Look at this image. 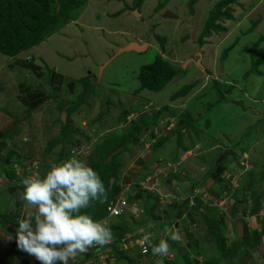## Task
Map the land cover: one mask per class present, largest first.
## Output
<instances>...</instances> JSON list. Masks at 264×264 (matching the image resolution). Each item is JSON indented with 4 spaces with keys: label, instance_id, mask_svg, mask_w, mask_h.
Here are the masks:
<instances>
[{
    "label": "crops",
    "instance_id": "1",
    "mask_svg": "<svg viewBox=\"0 0 264 264\" xmlns=\"http://www.w3.org/2000/svg\"><path fill=\"white\" fill-rule=\"evenodd\" d=\"M134 14L138 16L137 13ZM122 17L120 15L119 18ZM68 26L54 32L38 46H48L46 43L57 37L64 47L71 46L69 43L71 36L67 37L68 32H66ZM111 30L108 27L104 32L110 35L117 34L115 29ZM121 31L123 30L118 32ZM74 36L79 39L82 32ZM137 41L128 40L120 46L117 45L116 48ZM36 46L14 56L0 53V219L5 223L11 222L3 227L0 221V264H39L34 257L18 249L15 241L18 220L25 215L23 181L37 174L36 170L25 164V160L30 159L32 154L38 153L35 142L38 144L42 138L43 130L39 121L43 112L49 111L52 117H55L65 111V106L58 101H56L58 103V111H56L54 94L62 93L70 101L77 94L80 96L76 102L67 107L72 113H66V123L80 106L86 105L84 101H87L91 95L90 90L88 92L86 89L87 86L86 90L82 91V85H79L78 80H67L58 69L52 68V70L42 66V63H47L45 59L48 55L63 61L64 55L59 57V49L49 51L48 54L43 51L34 53L33 49ZM91 76L92 73H89L86 80ZM151 93H159V91ZM146 102L149 104L146 105ZM226 102L227 106L231 102L234 104L233 99L230 98L221 103ZM174 103L176 102H171L169 99L167 103L156 104L146 98L142 104L143 108L152 105L148 110L151 114H146L147 116H153L154 108L159 107L158 109L163 112L158 113L162 115L160 120L173 118L177 124L169 131L167 137L152 145L150 150L147 148L148 144L143 142L147 138L145 133L141 132L139 136L135 133L129 149L120 155L123 157L119 172L120 185L115 187L114 194L118 196L123 188H128L126 193L128 210L120 219L129 225L131 230H127L120 238H113L112 245L117 244L124 237L134 242L145 234H150L155 244H158L160 239H167L174 259L171 262L163 259V264H186L189 260L194 264H203L206 260L215 259L222 243L226 247L235 245L241 251L249 250L250 255L254 256L256 251L264 250V220L259 219L258 216L264 204V131H261L258 134L260 137L246 147L241 141L232 142L233 135L223 134L222 142H218L209 139L208 132H201L196 128L194 122L199 116L196 113L198 102L192 101L189 97L184 102ZM54 110L56 112L52 114ZM225 110L230 112L227 107ZM130 111V109L123 110L120 120L128 117ZM240 111L241 115L246 113L257 115L261 119L257 121L258 127H264V99L260 101L254 99L249 106L242 104ZM80 112L86 114L88 109ZM204 112L206 113L205 107L202 109V113ZM83 117V120H93L94 117L96 119V115L93 118L87 114ZM70 121L71 119L68 122ZM251 122L253 123L252 119ZM130 126L129 131L133 132L140 124L133 121L130 122ZM244 126L245 124L242 125ZM61 128L62 125L60 131ZM38 146L41 147L40 144ZM45 146L46 144L42 150ZM164 163L170 169L164 167ZM23 173L25 176L22 175ZM232 177L238 178L239 188L236 193L234 192L236 195L233 193L229 200L222 201L220 192L224 188L225 180ZM247 199L251 202L249 203ZM254 201L259 203V210L253 215L250 213V208L251 205L254 206ZM130 208L131 219L135 216L136 220L124 219ZM9 227H12L13 234L7 231ZM169 228L181 229L182 237L179 241H173L168 237L166 230ZM255 232L254 240H259L256 248L249 249L241 244ZM128 245L127 249L119 245L91 247L76 258L81 264H89L88 262L91 261L90 264H99L96 260L107 254L115 258V264H156L158 258L152 255L151 249L150 254L142 255L136 245L131 243L129 248ZM115 250L124 256L119 258L115 255ZM251 260L252 258L248 259V264H253Z\"/></svg>",
    "mask_w": 264,
    "mask_h": 264
},
{
    "label": "rangeland",
    "instance_id": "2",
    "mask_svg": "<svg viewBox=\"0 0 264 264\" xmlns=\"http://www.w3.org/2000/svg\"><path fill=\"white\" fill-rule=\"evenodd\" d=\"M77 1L79 2L77 7L68 10L65 17L58 18L56 30L69 25L66 29L67 37L71 36L69 43L75 49L71 46L64 47L57 37L53 41H48L46 43L48 46L37 45L33 52L43 51L48 54L49 51L59 49V57L64 55V60L48 55L45 59L47 63L41 61L42 66L58 69L67 80H78L79 85H82V91L90 90L91 95L87 101L83 100L86 105L81 104L82 106L66 123V118L62 120V116L72 113L67 107L76 102L80 96L77 94L70 101L62 93L54 94L56 111H58V103L65 106V111L55 117H52L49 111L43 112L39 121L43 130L42 138L38 144L35 142L38 153L32 154L30 159L25 160V164L30 168L33 166L37 174L43 176L54 163L68 159L60 154V146H54L50 152H46V148L53 146L52 142L59 140L61 125L67 124L69 129L67 137L73 141L64 145L70 154L69 158L76 156L89 165V156L93 150L100 145H107L110 151L117 140L125 145L123 148L125 152L129 149L130 142L124 144L126 142H122L121 139L125 141L127 138L131 128L130 122H137L141 126V122L146 123L154 118L142 114L145 110L142 104L146 98L156 104L167 103L169 99L171 102H184L189 97L192 101L198 102L196 113L199 116L194 123L201 132H208L209 139L222 142L223 134L233 135L232 142L241 141L246 147L260 137L258 134L264 131V127H258L257 121L261 119L252 113L241 115L240 109L242 104L249 106L254 99L258 101L264 99V0H236L231 3L229 17L217 21L215 31L212 30L213 28L210 29L207 22L210 11L221 0H145L142 6L137 8L135 0ZM51 2L50 16L56 17L60 0ZM134 13L138 16L136 17ZM167 14L175 17L168 18ZM120 15L123 17L119 18ZM108 27L115 29L117 34L110 35L104 32ZM205 27L211 30L208 36L205 35ZM119 30L123 31L120 33ZM80 32L82 36L76 39L74 35H80ZM134 39L139 43H149L147 51L140 54L128 52L117 56L105 67L99 77V67L118 51L119 48L116 46ZM162 41L163 43L160 44ZM158 56L175 66L176 76L172 77L159 93L142 91L135 94L139 87L136 78L140 67L154 61ZM198 60L200 66L196 64ZM89 73H92V76L86 80ZM192 84L193 86L184 96H177L179 90ZM229 98L233 99L234 104L229 102L228 107L227 102L221 103L228 101ZM203 107L206 108V113H202ZM226 107L230 112L225 110ZM86 109H88L86 114L92 116L91 118L96 115V119L94 117L93 120H83L86 114L79 111ZM125 109L131 110L129 116L120 120L121 113ZM154 109V114L163 113L161 109L158 111ZM56 111L54 110L52 114ZM161 116L156 123L160 129L156 131L155 140L148 137L143 141L148 144V150L163 137L168 136L169 131H166V127L169 126L171 131L175 126V119L163 121L164 119L160 120ZM70 119L71 121L68 122ZM243 124L248 125L246 129L245 126L242 127ZM217 133L220 135H216ZM45 144V149L42 150ZM119 148L122 147L117 149ZM121 154L116 157L119 165L123 163ZM164 167H166L165 163ZM166 168L170 169V167ZM113 183L115 187L120 185V174L116 181H112L110 187ZM111 201L113 198L109 200ZM131 214L130 208L124 219L136 220L135 217L131 219ZM119 218L108 219L109 226L116 224ZM251 258L253 264H264V250L256 251Z\"/></svg>",
    "mask_w": 264,
    "mask_h": 264
},
{
    "label": "clouds",
    "instance_id": "3",
    "mask_svg": "<svg viewBox=\"0 0 264 264\" xmlns=\"http://www.w3.org/2000/svg\"><path fill=\"white\" fill-rule=\"evenodd\" d=\"M23 186L25 215L18 220L15 241L18 249L39 264H69L89 248L112 242L113 232L108 222L95 220L84 211L97 202L107 201L103 180L86 162L73 156L54 163L43 176L26 178ZM166 231L173 241L182 237L179 228ZM138 243L145 252L150 248L152 255L160 258L156 264H163V258L169 255L167 239L155 244L150 234H145Z\"/></svg>",
    "mask_w": 264,
    "mask_h": 264
},
{
    "label": "trees",
    "instance_id": "4",
    "mask_svg": "<svg viewBox=\"0 0 264 264\" xmlns=\"http://www.w3.org/2000/svg\"><path fill=\"white\" fill-rule=\"evenodd\" d=\"M51 1L52 0H0V53L8 56H14L24 50L38 45L47 39L51 34L56 32L59 17H65L68 10L79 5L77 0H60L58 15L56 17H51ZM144 1L145 0H135V7L137 8L142 6ZM235 1L236 0H221L213 7L210 11L209 20L207 22L210 29L213 28L212 30L215 31V23L220 21V19H226L229 17V5ZM210 29L205 27V35L208 36V32L211 33ZM162 43L163 41L160 42V44ZM253 72L256 71L253 70ZM176 74L177 69L175 66L158 56L151 64L140 67L136 78L138 80L139 87L136 89L135 94L144 90L158 92L162 90L171 81L172 77L176 76ZM249 74L251 73L249 72ZM191 86H193V84L179 90L177 92V96H184ZM219 96H222V94L219 93ZM160 115L161 114L156 113L153 115L154 118L152 120L147 121L146 123L141 122V126L134 128L133 132H129L125 141L121 139L122 142H126L124 144H128V142H131L132 138H134L136 134L139 136L142 133L150 131V128L156 125ZM148 117L150 116L148 115ZM58 135L59 140L52 142L53 146H50L51 148H47L46 151L50 152L54 146H60V154L69 158L70 154H68V151L66 150L67 147L64 145L70 144L73 141L67 137L69 135L67 124L65 126L62 125L61 131ZM118 141L119 140L116 141L117 143L114 144L110 151H108L107 145H100L98 148L93 150V153L89 156V166L99 173L107 191V201L105 203L101 204L97 202L92 207L84 210L95 220H102L107 215L106 208L109 204V200L116 197L114 194L115 185L113 183L110 187V180L113 179L116 181V178L119 175L121 163L120 165L118 164L116 157L123 152V148L125 146L123 143H119ZM118 147H122L121 150L113 155L111 160L108 161V156L111 155ZM63 153H65V155ZM102 155H104V157H100ZM22 175H24V173ZM223 190L224 188L222 191ZM237 190L234 192L236 193ZM222 191L220 193H222ZM227 192L230 193L228 190ZM239 192L241 193V190H239ZM253 204L254 206L251 205L250 213L254 215L258 213L259 203L254 201ZM0 221L3 227L11 223H5L3 219H0ZM111 229L113 232V238H120L127 232V230H131V227L120 219L116 224H112ZM246 239L247 240H244L241 244L247 246L249 249L256 248L259 244V240H254L256 239V232L253 233L251 237ZM114 247H116V243L114 244ZM245 250L246 249H243V251H241L239 250V247H235V245L226 247L225 244L222 243L215 259L206 260L203 264H248V259L251 258V255L249 250L248 252L247 250L245 252ZM114 252L119 258L124 256L116 250ZM186 264L194 263L189 260Z\"/></svg>",
    "mask_w": 264,
    "mask_h": 264
},
{
    "label": "built area",
    "instance_id": "5",
    "mask_svg": "<svg viewBox=\"0 0 264 264\" xmlns=\"http://www.w3.org/2000/svg\"><path fill=\"white\" fill-rule=\"evenodd\" d=\"M149 107H151V106L149 105V106L145 107V110L142 113H147L148 110H149ZM158 110L159 109L156 108V111H158ZM159 129H160V126L159 125L156 126V127H154L153 130L148 131L145 134L146 137H150L151 136L152 140L154 141L155 138H156V131H159ZM169 130H170V127L169 126L166 127V131H169ZM159 137H160V135H159ZM31 169H33V166H31ZM31 173H33V172H31ZM238 188H239L238 178H236V177L227 178V180H225V183H224V190L221 193V199H222V201L223 200L224 201L229 200L230 194L234 193V191L237 190ZM227 190L230 193H228ZM127 191H128V188H123L121 190V192L119 193V195L116 196V197H114L113 198V201L109 202V204H108V206L106 208L107 215H106V217L103 220H106L107 221L108 219H116V218H119V217H121L124 214V212L126 210H128V202H127V198H126ZM247 201L249 202V199H247ZM258 216H259V219L264 220V204H262L261 210L259 211ZM139 232L141 233L142 231L140 230ZM139 240L140 239L135 240L134 242H131V241L128 240L127 237H124V238H121L119 240V242H117L116 246L119 245V246H121V248L127 249V247H126L127 244L131 245V243H132V245H136L139 248L140 253L142 255H148V254H150L149 253L150 252V248H149V250L147 252H145L144 249H143V247L138 243ZM112 244H113V242L109 243L107 246L113 247L114 245H112ZM129 245H128V248L131 247ZM97 246H94V247L97 248ZM158 259H160V258H158ZM163 259L166 260L167 262H171V261H173L174 256L169 252V255L167 257H164ZM69 262H70V264H81L77 260V258H75V260H70ZM96 262L99 263V264H115V258L112 255L104 254V256L99 257L96 260ZM88 263L90 264V263H92V261L91 262H88Z\"/></svg>",
    "mask_w": 264,
    "mask_h": 264
},
{
    "label": "water",
    "instance_id": "6",
    "mask_svg": "<svg viewBox=\"0 0 264 264\" xmlns=\"http://www.w3.org/2000/svg\"><path fill=\"white\" fill-rule=\"evenodd\" d=\"M167 17H168V18H171V17H175V16H172V15H170V14H169V15L167 14ZM148 47H149L148 43H145V42H143V43H139V42H129V43L126 44L125 46L120 47V48L118 49V51H117V52H116L111 58H109V60H107L102 66L99 67V77L102 75V72H103V70L105 69V67H106L108 64H110V62L113 61L117 56H119V55H121V54H123V53H128V52H135V53H138V54H140V53H144V52L147 51ZM198 57L200 58V55H199ZM196 64H198V65L200 66V60H198V61L196 62ZM64 118H65V116L63 115V116H62V120H64ZM120 150H121V148L115 150V151L109 156L108 161H110L111 158H112V156L115 155L116 153H118ZM112 181H113V180L111 179V180H110V184L112 183ZM7 231L10 232L11 234L14 233L12 227H9Z\"/></svg>",
    "mask_w": 264,
    "mask_h": 264
}]
</instances>
